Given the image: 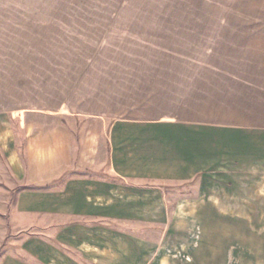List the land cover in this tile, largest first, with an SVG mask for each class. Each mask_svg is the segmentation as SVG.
Returning <instances> with one entry per match:
<instances>
[{"label":"crops","instance_id":"crops-1","mask_svg":"<svg viewBox=\"0 0 264 264\" xmlns=\"http://www.w3.org/2000/svg\"><path fill=\"white\" fill-rule=\"evenodd\" d=\"M179 3L0 13V264H264V0Z\"/></svg>","mask_w":264,"mask_h":264},{"label":"rangeland","instance_id":"rangeland-1","mask_svg":"<svg viewBox=\"0 0 264 264\" xmlns=\"http://www.w3.org/2000/svg\"><path fill=\"white\" fill-rule=\"evenodd\" d=\"M179 9H180L179 0H151L148 3H141L140 0H0V13H7L6 16L8 17L14 16V15H8V12L27 13L26 16L28 18L23 17V19L25 22L28 23L27 25L28 28L31 29L32 32L34 33L38 31V29H36L38 25L35 24L34 22L36 20V17L38 19L40 18L42 21H46V19L41 18L42 16L44 17L59 16L60 18L65 17V19H58L59 22H61L63 20L69 21V19L67 18L69 15L67 14L75 13V12H92V13L93 12H119V11L127 12V11H133V10L178 11ZM10 20H16V19H10ZM71 20L72 19H70V21ZM32 32L29 31L28 33L29 47L30 45H32L31 47H35L34 46L35 45V42H34L35 35ZM43 38H44V41L40 42L41 44H46L47 42H50L51 40L50 35L47 34L46 31L44 32ZM38 48L44 49V46L41 45ZM32 51L33 50L29 48L28 54H30ZM47 52L50 53V51H47ZM161 187L163 188V185H161ZM188 191L189 192L192 191L190 187H188ZM177 195H178V191H177ZM170 203L172 206L174 205V195H172V200L170 201ZM171 213H172L171 211L168 212L169 217ZM6 217H8L7 212L0 213V224H1L0 226V256L3 252L7 250L17 251L15 243L18 241V239L25 234H30L31 232L37 231V229L34 227H27V228H23L22 230H19L17 228H13V226H10L9 223L5 227L3 225V222H4V218ZM177 217H179V215H177ZM144 231H145V228H142V227L139 230H135V232L139 233L140 235L144 234ZM4 232H6L5 235H4ZM162 234H163V225L157 228L155 232L156 241L158 243L157 252L161 254L160 258H157L156 264H174V261L171 260L169 256L167 257L166 252L164 251Z\"/></svg>","mask_w":264,"mask_h":264}]
</instances>
